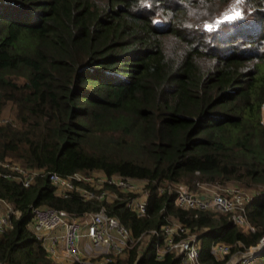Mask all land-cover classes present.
Returning a JSON list of instances; mask_svg holds the SVG:
<instances>
[{"label": "trees", "instance_id": "1", "mask_svg": "<svg viewBox=\"0 0 264 264\" xmlns=\"http://www.w3.org/2000/svg\"><path fill=\"white\" fill-rule=\"evenodd\" d=\"M263 103L264 0H0V117L7 106L14 115L0 121V158L62 175L118 173L148 190L138 216L132 192L85 200L60 195L48 175L28 187L0 176V198L17 211L0 231V264H92L55 259L30 227L32 207L83 216L103 203L136 236L181 221L204 263L226 264L264 236ZM178 182L253 191L256 229L178 206L168 187ZM216 242L232 245L223 259ZM117 259L181 262L175 252L157 259L154 238ZM254 264H264V248Z\"/></svg>", "mask_w": 264, "mask_h": 264}, {"label": "built area", "instance_id": "2", "mask_svg": "<svg viewBox=\"0 0 264 264\" xmlns=\"http://www.w3.org/2000/svg\"><path fill=\"white\" fill-rule=\"evenodd\" d=\"M264 108V103L262 109ZM48 175L62 196H69L76 191L85 200L112 201L119 196L118 190L132 192L128 199V207L138 216L147 213L148 190L141 180L122 174H107L96 170L90 173L74 172L62 175L57 171H46L45 168L27 167L11 159L0 158V176L15 179L24 186H31L38 177ZM199 188L193 189L189 183L178 182L169 184V189L176 191V204L184 209L199 211L213 210L227 213L234 223L244 231H254L255 225L247 213V203L253 194L239 186L219 183H198ZM162 190V189H161ZM31 229L42 241L48 252L57 260H71L92 264H119L117 256L138 246L142 252L148 241L154 238L155 255L162 259L166 253L175 252L181 256L180 264H206L200 258V240L196 233L190 232L187 225L175 220L145 230L136 236L130 227L117 216L111 214L105 203L95 211H87L83 224L79 216L67 209L53 206H33ZM17 212L12 203L0 198V231L12 227V214ZM86 226V231L82 232ZM82 236H88L95 246L103 249L92 255L81 247ZM242 245V243L240 242ZM237 249L240 255L234 264H254L255 258L264 248V236L256 244ZM231 244L216 242L212 245V253L223 259L231 251ZM91 256H98L92 259ZM137 264V263H134Z\"/></svg>", "mask_w": 264, "mask_h": 264}, {"label": "rangeland", "instance_id": "3", "mask_svg": "<svg viewBox=\"0 0 264 264\" xmlns=\"http://www.w3.org/2000/svg\"><path fill=\"white\" fill-rule=\"evenodd\" d=\"M13 112H12V109L10 108V106H7L2 114H1V117H0V121H5L7 120L8 118H11L13 117ZM262 116H263V121H264V108L262 109ZM261 190H264V186H261L260 189ZM247 191V190H245ZM249 194H253V191H247ZM81 222L84 224L85 221H86V216H83L81 219ZM31 224V223H30ZM31 226V225H30ZM86 226L83 227V230L82 232H85L86 231ZM80 247L86 252V251H99V250H102L103 247L102 246H95L92 241L89 239L88 236H82V239H81V242H80ZM87 253V252H86ZM240 255V253L237 251L233 252L230 257L227 259L226 261V264H234V261L238 258V256Z\"/></svg>", "mask_w": 264, "mask_h": 264}, {"label": "snow or ice", "instance_id": "4", "mask_svg": "<svg viewBox=\"0 0 264 264\" xmlns=\"http://www.w3.org/2000/svg\"><path fill=\"white\" fill-rule=\"evenodd\" d=\"M238 16V13H235L233 12L231 15L227 16L226 17V20H232V19H235L236 17ZM209 30L211 31L212 30V26H209Z\"/></svg>", "mask_w": 264, "mask_h": 264}, {"label": "crops", "instance_id": "5", "mask_svg": "<svg viewBox=\"0 0 264 264\" xmlns=\"http://www.w3.org/2000/svg\"><path fill=\"white\" fill-rule=\"evenodd\" d=\"M97 251V250H96ZM96 251H86L87 252V254H89V255H92L93 253H95ZM62 260V259H61Z\"/></svg>", "mask_w": 264, "mask_h": 264}]
</instances>
